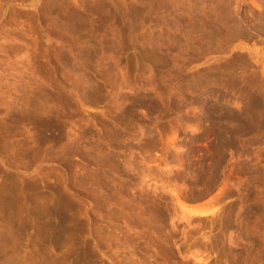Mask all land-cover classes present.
I'll return each mask as SVG.
<instances>
[{
    "label": "rangeland",
    "instance_id": "1",
    "mask_svg": "<svg viewBox=\"0 0 264 264\" xmlns=\"http://www.w3.org/2000/svg\"><path fill=\"white\" fill-rule=\"evenodd\" d=\"M224 2L0 0V264H264V0Z\"/></svg>",
    "mask_w": 264,
    "mask_h": 264
},
{
    "label": "bare ground",
    "instance_id": "2",
    "mask_svg": "<svg viewBox=\"0 0 264 264\" xmlns=\"http://www.w3.org/2000/svg\"><path fill=\"white\" fill-rule=\"evenodd\" d=\"M212 2H214V7L216 9L215 11L217 13V16L216 17L207 16V18L208 19L210 18V20H209V21H211L210 22V24H211L210 28H212L213 31L215 29L216 31L221 32V31H223V28H226L229 25H231V26L233 25V26H237V28L238 27L241 28V25H242L241 22L236 21L237 20V19L235 20L236 17L235 18L232 17L234 15V13L232 11H230V9L228 8V6H230V5L227 6V2L225 3L224 0H217V1L212 0ZM237 12H238V10H237ZM202 15H200V16H202ZM199 20H201V19H199ZM204 21L208 22L207 20H204ZM242 30H243V28H242ZM219 32H217V33H219Z\"/></svg>",
    "mask_w": 264,
    "mask_h": 264
}]
</instances>
